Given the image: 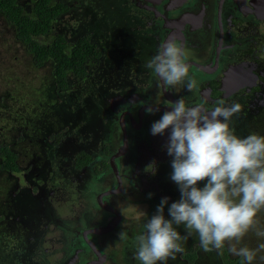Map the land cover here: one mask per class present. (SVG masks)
<instances>
[{
    "label": "flooded vegetation",
    "instance_id": "1",
    "mask_svg": "<svg viewBox=\"0 0 264 264\" xmlns=\"http://www.w3.org/2000/svg\"><path fill=\"white\" fill-rule=\"evenodd\" d=\"M120 1L117 44L88 56L81 76L67 73L65 88L52 75L54 91L76 98V114L62 126L52 112L40 125L25 119L21 145L32 148L18 152L3 142L14 159L0 168V264H141L136 237L163 197L168 206L180 198L164 148L170 129L155 136L150 129L181 97L209 111L239 103L234 133L264 136V0ZM168 41L185 48L196 80L191 92L187 80L166 88L145 67ZM110 53L120 60L108 61ZM90 59L104 60L96 76ZM71 81L85 85L71 88ZM149 106L159 110L148 114ZM79 111L86 124L76 123ZM183 246L167 264H233L239 257L225 245L205 263L195 233Z\"/></svg>",
    "mask_w": 264,
    "mask_h": 264
},
{
    "label": "clouds",
    "instance_id": "2",
    "mask_svg": "<svg viewBox=\"0 0 264 264\" xmlns=\"http://www.w3.org/2000/svg\"><path fill=\"white\" fill-rule=\"evenodd\" d=\"M145 67L166 88L186 80L187 91L196 87L185 48L176 41L161 45ZM168 108L150 131L155 136L170 129L164 148L172 157L170 179L178 186L180 198L170 206L168 197L161 199L144 232L136 237V258L141 264H167L184 252V243L195 233L205 252L222 249L227 243L233 255L253 264L264 252V243L254 249L237 245L253 230L264 237V230L257 227V214L264 210V136L252 133L241 138L234 133L230 124L241 111L239 103L221 104L209 111L203 105L187 106L181 97ZM158 110L146 108L148 114ZM124 236L121 232L120 239Z\"/></svg>",
    "mask_w": 264,
    "mask_h": 264
},
{
    "label": "rangeland",
    "instance_id": "3",
    "mask_svg": "<svg viewBox=\"0 0 264 264\" xmlns=\"http://www.w3.org/2000/svg\"><path fill=\"white\" fill-rule=\"evenodd\" d=\"M30 0H20L26 8ZM69 5V10L61 14L53 24V33H63L66 39L72 41L85 32L91 33V38L102 50H105V43L116 45L118 36L115 31L119 29L118 19L120 18V0H61ZM121 3V1H120ZM130 22L125 19V24ZM121 42V41H120ZM122 55V54H120ZM108 61L117 63L120 57L117 54H109ZM87 69L93 70L95 76L99 73L104 60L90 59ZM51 64L47 62L42 67H35L32 64L31 55L25 50L24 45L15 38L14 29L0 14V142H9L16 151L32 148V145H21L22 128L24 120L40 125L43 119L50 117V112L55 115V123L60 126L66 120L72 118L77 112L76 98L70 93H58L53 90ZM51 75V77H50ZM71 79V77H70ZM92 82L87 79V85ZM85 84L79 81H71L69 87H84ZM81 91V90H80ZM41 102L42 105L36 111L34 105ZM49 103V104H48ZM48 104V106H47ZM45 110L39 114V111ZM70 114L65 116V114ZM86 117L77 114V124H86ZM47 122L50 123L48 120ZM63 130V128H61ZM47 132V127L44 125ZM5 174L0 170V192L4 190ZM206 183V181L204 182ZM203 183V186H204ZM3 197V195H2ZM1 200V199H0ZM2 204L0 203V206ZM257 227L264 230V210L257 214ZM264 243V237H258L255 230L250 231L237 247L247 246L257 248ZM228 249L229 245L225 244ZM229 251V250H228ZM231 257H237L230 251ZM213 251H204V262L216 261ZM260 252L253 264H264Z\"/></svg>",
    "mask_w": 264,
    "mask_h": 264
},
{
    "label": "trees",
    "instance_id": "4",
    "mask_svg": "<svg viewBox=\"0 0 264 264\" xmlns=\"http://www.w3.org/2000/svg\"><path fill=\"white\" fill-rule=\"evenodd\" d=\"M19 1L0 0V14L12 25L15 38L31 55L32 64L37 68L49 62L58 87H67V73L84 74L87 57L100 56L101 48L92 42L90 32L82 33L72 41L67 40L63 33L52 32L58 16L69 10L67 3L61 0H30L26 8ZM13 154L6 143L0 142V168L9 166L14 159ZM232 263L244 262L238 257Z\"/></svg>",
    "mask_w": 264,
    "mask_h": 264
}]
</instances>
